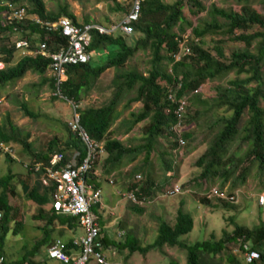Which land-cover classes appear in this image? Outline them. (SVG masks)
I'll use <instances>...</instances> for the list:
<instances>
[{
  "label": "trees",
  "instance_id": "trees-1",
  "mask_svg": "<svg viewBox=\"0 0 264 264\" xmlns=\"http://www.w3.org/2000/svg\"><path fill=\"white\" fill-rule=\"evenodd\" d=\"M5 1H10L23 8L26 14H35L43 20L56 21L64 16L76 25L89 21H78L67 7L58 13L47 12L43 0H0V64L4 65L0 68V89L12 88L27 74L34 73L43 79L40 86L48 83L49 88L53 90L52 81L44 78L50 60L40 55L22 56L15 48V43L20 40L27 41L32 49L40 43L65 44L67 39L59 32H46L40 26L27 21L19 24L6 21L2 16L6 10L3 4ZM233 1L237 4L234 9L214 7L208 11L200 0H175L170 4L164 0H143L137 20L129 24L131 35L121 31L101 35L93 31L88 48L90 61L66 68L67 79L61 85V93L76 102L86 101L95 90L101 75L108 69L114 70V77L109 86L112 90L111 97L100 106L85 105L79 110V121L90 138L103 145L106 155L104 169L107 174L118 170L122 160L129 162L132 155L134 159L138 153H144V165L148 169L143 170V178L140 175V184L137 182L130 185L139 200L153 196L159 186L153 169V164L157 163L149 162L154 148L159 147V141L164 137L171 138L172 146L181 148L172 132L178 118L175 114L177 104L168 100L170 91L175 94V102L186 100L188 111L196 107V116L211 112L217 114L208 127L207 136L214 132L215 134L207 149L195 161L198 174L193 178L192 184L208 192L212 187H216H210L211 185L218 183L219 191L223 192L222 188L230 182L228 196H233V191L245 185L249 178L264 186V16L250 7H239V3H246L248 0ZM185 8L188 9L189 16L185 14ZM122 9L117 6L115 11L121 12ZM206 11L211 20L198 19L197 25H194L192 19ZM218 18L224 22L220 23ZM189 28L191 32L187 35ZM207 38L211 41L206 42ZM224 41L241 43L245 49L230 51L223 47ZM139 52L149 56L148 71L140 72L133 65L127 66ZM179 53L180 60L176 61L175 56ZM232 73L236 78L229 80L226 87L221 86L220 82ZM242 75L244 78H241ZM210 83L215 85V98L210 100L211 102L199 95L200 88ZM136 102L142 103V109L138 114L131 115L127 129L144 122L143 138L139 147L131 149L108 135L120 115L119 107L123 106L124 112ZM199 106L205 107L200 110ZM20 110L32 120L39 117L25 103L20 105ZM220 111L224 115L217 117ZM192 122L194 124V117L185 118L181 130L183 131L186 125L191 126ZM67 132L68 141L65 145L67 149L80 154V162L85 157L84 144L69 130ZM190 134L182 133L180 137L185 141ZM0 143L9 145L11 149L20 146L33 161L45 165L49 164L54 153L64 155V150L53 151L56 146L52 147L53 142L49 143L45 152L34 153L27 139L20 138L13 126H9L8 130L2 123ZM165 156L166 153L163 152L164 160L158 164L163 166V171L171 172L172 164ZM8 159L12 160L9 157ZM96 178L93 169L87 174L86 181L96 186ZM13 179L9 173L0 176V256H3L10 223L13 221L16 226L12 234L18 233L24 225L20 216L22 207L20 208L19 204H11L16 196L12 187ZM164 181L167 183L169 180ZM51 187L50 192L41 193L40 188L34 186L27 196L30 206L38 210L32 219L36 223L35 227L42 231V239L18 260L6 261L7 264H36L29 258L33 257L43 244L50 247L55 242L51 241L50 237L55 231L54 223L58 226L66 225L70 229L77 228L74 217L60 215L55 211L52 201L55 186L51 184ZM201 202L210 204L205 195ZM49 203V208L45 210ZM97 209L98 206L92 209L95 214ZM136 211L141 213L142 209ZM193 226L192 216L179 210L174 225H169L163 220L158 221L157 235L152 244L142 246L136 236L135 238L128 234L125 240L115 247L119 253L127 250L129 255L145 254L163 247H178L187 252L186 264H204L201 261L202 256H216L225 251L226 245L230 243H239V247L243 249L244 243L249 241V251H255L259 255L249 264H264V224L251 229L234 223L232 232H224L223 238L217 241L210 239L190 245L181 242L180 237L190 233ZM57 233L62 236L63 232ZM64 242L67 247H71V239ZM100 242L103 244L101 233ZM231 264L239 263L233 257Z\"/></svg>",
  "mask_w": 264,
  "mask_h": 264
},
{
  "label": "rangeland",
  "instance_id": "rangeland-1",
  "mask_svg": "<svg viewBox=\"0 0 264 264\" xmlns=\"http://www.w3.org/2000/svg\"><path fill=\"white\" fill-rule=\"evenodd\" d=\"M174 1L175 0H164V2L168 4L173 3ZM200 1L208 11L214 7L223 8L226 10L231 9L230 4L225 0ZM43 2L45 4L47 12L58 13L62 9L67 7V10L73 13L78 21L83 22L86 19L89 22L102 24V26H108L109 21V23L117 24L127 14L133 4V0H43ZM117 6L122 7L123 11H115V13L109 14V9H117ZM257 11L260 15L264 16L263 8L261 9V7L259 6V9ZM184 12L189 16L187 8H185ZM107 19L108 21H106ZM198 19L206 21L211 20L207 11L199 14L196 18L192 19L194 25H197ZM217 20L220 23L224 22L219 18ZM190 32L191 29H187V35H189ZM221 38L223 40H227V38L225 37ZM210 41L211 40L207 38L206 42ZM242 46L243 45L241 43L233 41L223 42V47L230 51L240 50L241 48H243ZM148 60L149 56L145 55L143 52H139L133 58L130 64L128 63L129 65L127 66L133 65L140 72L148 71ZM3 67L4 65H0V68ZM241 77L244 78L243 75ZM44 78H48L47 74L44 75ZM235 78V74L232 73L224 81L220 82V84L221 86L226 87L228 81ZM42 80V77L34 73H29L14 87L0 89V123L4 124V126H6L8 130L9 126H13L19 137L27 139L33 149L42 147L43 149H45L50 142H53V144L56 143V148H53V151L58 152L62 150L61 148L66 138V133L68 131L67 120L70 116L71 110L69 109L70 106L67 103L56 100L51 96V89L49 88L48 83L40 86ZM211 84L201 88L200 92L202 94V98L209 99L211 96L215 97V91H212ZM90 100H93V98H91ZM86 102L87 101H84L83 103L85 104ZM22 103L27 104L29 109L39 117L32 120L24 116L22 110H20V105ZM204 107L205 106H201L200 110ZM195 112L196 108L192 107V109H190L186 115V119L187 117H194V124L192 122L191 126L186 125V127H184L185 129L181 131L184 134H191L190 137L184 141V156H182V159L180 160L178 165H176L174 179L171 178L172 180H169L167 183H165L164 180L160 181L159 178L157 179L158 174L155 172V169L156 167H159L158 162L161 163L162 160H164V158L162 157V153L163 148L165 149V147L160 145L161 141H159V143L157 144L159 145V147L156 146L152 155L150 156L149 162L153 164L156 161L157 163L156 165L153 164V169L157 175L156 180L159 181V186L157 187V190H155L153 196L143 199V205H139V208L142 209V213L139 215L142 216L143 212L145 211L146 214L144 216L149 220H152L153 228L152 232H147L143 235L137 234V237L140 239V245L145 246L148 243L153 242L157 235L155 228L157 229L158 227V218H161V216L165 214L164 211L166 209H172L176 206L182 207L181 209H183L186 213L193 214L195 218V229H192L191 233L180 237L181 242L189 245L204 241L205 239L214 238L218 240L220 238H223L224 232H232L231 230H233L234 228V223L249 228L264 224V222L262 223V221H264V207L259 206L257 202L258 195L264 193V186L260 185L259 182L257 183V181L253 178H249L247 183L240 187L242 188L241 190L244 191V193H238L235 190L233 191L231 195L235 197L234 203L228 202L226 200H221L216 197L208 199L210 202V204L208 205H205L201 202L202 197L207 192H205L203 188L192 184L193 177L198 174V171L194 164L196 159L207 149L213 135L215 134L214 132V134H212L211 136H207L209 130L208 127L216 119V117L214 118V116H216L217 114L211 112L208 114H201L196 116ZM222 115H224V113L220 111V114L217 117H220ZM168 141L169 139L167 138L165 140V144H168ZM5 147L11 148L9 145H5ZM173 149H177V147H173ZM12 150L16 158L15 160H13V162L15 163L13 167H16L17 169L11 167L13 163L9 161V156L5 152L0 150V176L6 175L15 170L14 172H16V174H19L18 177L20 178V182H24L25 180L30 181L33 178V173L28 172L24 165L28 162H32V158L26 155L22 151V147L20 146L14 147ZM21 161L23 162V165L21 164ZM18 164L20 166H18ZM23 167L25 170L22 169ZM160 167L163 170V166ZM140 169H138L136 172L133 171L132 175L130 176V183H137V175H141L143 178V172H141ZM145 169L148 168L145 167ZM102 176L104 177V179H106L104 180L103 185L107 187H111L108 183V181L110 180H112L114 184L115 181L119 183L120 177L118 176V174L114 175L113 171L108 174L102 173ZM181 178L185 180V182L181 185L182 192L173 197L166 196L168 188L174 184H179V180ZM141 182L142 181H139L138 184H140ZM100 184H102V182H100ZM212 186H216L218 187V189L220 188L218 186V183L211 185L210 187ZM229 187L230 182H228L224 186V188H222L223 192H226V195H228L227 192H230ZM115 189L117 190V186H115ZM117 196L121 198V195L119 196L117 194ZM243 196L246 197V200L243 198ZM16 200H19V202H21L22 198H20L19 196ZM20 216L22 220V214ZM165 217H167L168 221L170 222L174 220L173 213H171V215H166ZM125 218L126 220L129 219L127 217ZM28 225L24 226L16 234H12L13 229L16 227L14 222L12 221V223H10L9 225L10 231L6 236L5 245L6 248H8V243L14 244L11 245V247H15V249L12 250L13 256L17 255L15 259L21 257L22 255L27 253V251L33 249L36 244L35 242L37 241L36 239H38V237L42 235L41 230L33 228L30 224ZM60 230H63L62 236H59V234L56 233L55 237L65 241V239H63V234H66L67 232L64 229L57 228V231ZM73 230H77V228ZM154 232L155 236L153 235ZM79 233H81V230H79ZM53 237L54 235L51 236V239H53ZM124 240L125 238L120 242H123ZM233 244L230 243L226 245L225 251L216 256H202L201 261L204 264H231V258L234 257L237 263L242 264L244 262V254L246 250H250L251 242H245L243 249L239 247V243H236L235 245ZM23 247L25 248L23 249ZM145 255H147L148 258H145ZM136 257L141 260L142 264H167L170 257L175 260L173 262H175L176 264L187 263V252L184 249L178 247H163L161 249L150 250L142 255L136 254ZM47 258V250L45 246H42L38 250V252H36L34 258L30 257L29 259L36 261L45 260L48 263L53 262L49 261Z\"/></svg>",
  "mask_w": 264,
  "mask_h": 264
},
{
  "label": "built area",
  "instance_id": "built-area-1",
  "mask_svg": "<svg viewBox=\"0 0 264 264\" xmlns=\"http://www.w3.org/2000/svg\"><path fill=\"white\" fill-rule=\"evenodd\" d=\"M142 2L143 0H133L126 17L121 22L109 26H102L93 22L76 25L64 16L56 21L43 20L35 14H26L23 8L14 5L10 1L3 2L6 10L2 16L6 21L17 24L27 21L40 26L46 32H59L61 36L67 39L65 44L40 43L37 46H33L32 49L27 41L20 40L15 43V48L21 52L22 56L40 55L50 60L46 73L53 84L51 96L56 100L67 103L71 107L72 114L67 121L68 130L73 136L79 138L85 147V157L80 162H78L80 157L78 152H73L71 158L61 153H54L48 165L39 161H33L25 165L28 172L40 175L44 184L50 186L53 184L55 186L52 193L55 211L60 215L74 217L78 228L81 230L82 235L72 240L71 247H67L66 242L61 239H56L48 248V259L59 264H88L90 262L110 264L104 256V247L100 242L101 228L98 217L92 210L95 206L100 208L102 192L94 184L86 181L87 174L95 168L97 161L104 154L103 145L90 138L80 125L79 110L85 104L68 99L61 93V85L67 79L66 68L70 65L83 64L90 61L91 55L88 53V48L91 44L93 31H97L101 35H111L117 31L131 35L129 24L137 20ZM185 39H187V36H185ZM180 57L181 53L177 54L175 56L176 61H179ZM174 99L175 94L170 91L168 100L177 104L175 114L178 118L177 123L172 127V132L175 140L182 148L185 142L180 135L182 134V123L188 112L187 103L185 99H181L180 102H175ZM0 150L13 160L16 159L13 150L6 148L2 143H0ZM136 179L139 182L142 178L137 175ZM181 192V184H174L168 188L166 196L173 197ZM205 196L207 199L216 197L232 203L235 202V197L220 192L217 187H212ZM122 198L134 205L142 204V200L137 199L135 192L132 190L124 192ZM257 201L259 205L264 206V193L258 195ZM122 236H124V232L121 231L118 233V237ZM258 256L257 252L247 249L244 254L243 264L251 263ZM0 264H7L3 256H0Z\"/></svg>",
  "mask_w": 264,
  "mask_h": 264
},
{
  "label": "crops",
  "instance_id": "crops-1",
  "mask_svg": "<svg viewBox=\"0 0 264 264\" xmlns=\"http://www.w3.org/2000/svg\"><path fill=\"white\" fill-rule=\"evenodd\" d=\"M225 1H227L230 4L231 9L236 8L237 4L233 0H225ZM263 1L264 0H248L246 3L241 2L238 5L240 8L244 7V6L250 7L251 9H253L254 11H256L259 14V12L257 11L259 9V6L261 7V9L263 8V10H264V2ZM111 9H109V12H110L109 14L115 13L116 9H113L114 11H111ZM228 10H230V9H228ZM128 12H127V14H128ZM126 15L119 22H121L126 17ZM106 21H108V19ZM109 22H108V26H109V24H112ZM99 25H102V24H99ZM220 39L221 38H215V40H220ZM242 47L243 48L240 49L241 51H243L245 49L244 45ZM18 56H20L19 53H18ZM0 65H2V64H0ZM113 77H114V70L113 69H108L106 72H104L101 75V77L99 78L98 82L96 83L95 90L93 91V93L88 98L89 100L88 99L86 100L87 102L85 104L90 105V106H100V105L104 104L111 97L110 93L112 92V90L109 86H110V83H111ZM241 78H243V77H241ZM210 84H205L202 87H204L206 85H210ZM211 85H212V87L211 86L210 87L212 88V91H214V87L216 85V82H215V85L214 84H211ZM201 88H200V90H201ZM199 95L202 97L201 92L199 93ZM91 98H93V100H90ZM214 98H215L214 96H211L209 98V101L213 100ZM204 99H206V98H204ZM194 108H196V107H194ZM69 109L71 110V107ZM141 109H142V103L141 102L134 103L130 107L129 110L124 111V112H123V106H120L118 109V115L119 114L120 115L118 116V119L116 120L114 125L111 127V129H110L111 131H110V134L108 135V137L120 141L127 148L134 149V148L139 147L141 145L142 138H143L142 127L144 125V122H141V123L133 126L130 129H127V128L129 127L128 121L131 120V115L138 114ZM71 114H72V110H71V113H70L68 120L70 119ZM66 131H67V128H66ZM166 139H167L166 137L162 138L160 145L165 147V149L163 148V150H164L163 152L166 153L165 157L172 165H171V172L163 171L164 169L162 170L160 166L158 168L156 167L155 172L158 174L157 179L159 178L160 181H163L165 179L171 181L172 179L175 178L176 165H178V163L182 159V156H184V149H182V148L181 149H173V146H172L173 143L171 142L172 139L168 138L169 139L168 144H165ZM67 141H68V132L66 133V138L64 140V143H63L61 149L64 150V155L66 157L71 158L73 151L70 149H67V146L65 145ZM55 145H56V143L53 144L52 147H54ZM169 145H171V146H169ZM54 148H56V146ZM45 149H43V147L33 149V147H32V151L34 153H39V154H41L42 152H45ZM160 150H161V148H160ZM28 156H30V155H28ZM144 157H145L144 153H138L134 159H133V155H132L131 159H130L131 161H129V162H127V160H122L121 166L119 167V169L113 171L114 175L118 174V176L120 177L119 183L115 181V184H114L112 182V180H110V181L107 180L111 187H109V186L107 187V186L103 185L104 180H106L102 176V173L106 174L104 172V170H105L104 169V160L106 158L105 154H103L99 158V160L97 161L96 166L94 168V176L97 177L95 184L102 192L101 206H100V208L97 209L96 215L98 217V222H99V225L101 228V238L103 240V247H104L103 253H104V256L106 257V260L110 264H142L141 260L136 257V254H139V253H134L132 255H129L127 250H123L119 253L115 246L121 240H123L125 238V236L128 234L131 236L135 235L137 237V234L143 235V234H146L147 232H152V229H153L152 228V220H149L147 217L144 216L146 214V212L144 211L142 216L139 215L142 213V212L140 213V212L136 211L137 209H141V208H139V205L134 206L130 203H127V201L122 198V194L124 192H128L131 190L130 189V185H131L130 176L132 175L133 171L136 172L138 169L142 168V169H140V171L143 172V170L145 169ZM12 163L13 164L11 165V167L14 169H17L16 167H13L15 163L13 161H12ZM28 163H30V162H28ZM28 163H26V164H28ZM21 164L23 165L22 161H21ZM25 165H24V167H25ZM18 166H20V165L18 164ZM24 167L22 169H24ZM14 171L15 170H13L12 172L9 173L14 177L12 187L15 189V194H16L14 199H12L11 204L14 206L15 205L17 206L19 204L20 208L22 207L21 211H20V214H22V222L24 223L22 228L24 226L30 224L33 228L40 230L39 228L35 227L36 223L32 219L33 216L35 215V212H37L38 210H37V208H35V207L32 208L30 206L31 203L27 199L28 192L34 186H38L40 188L41 193L50 192L52 187L50 185L44 184L41 176L38 174H32L33 178L30 181L25 180L24 182H22V181L20 182L19 181L20 178L18 177L19 174H16V172H14ZM108 176H111V175H108ZM100 182H102V184H100ZM184 182H185V180H183L182 178L179 180V184H181V185ZM156 183L159 185V181H157ZM257 183H258V181H257ZM115 186H117V190L115 189ZM241 189L242 188H237L235 191L238 193H244V191H242ZM224 193L226 194V192H224ZM117 194L119 196L121 195L122 199L119 198L117 196ZM48 195H49V193H48ZM19 196H20V198H22L21 202H19V200H16L17 197H19ZM243 198L245 199L246 197L243 196ZM49 205H50V203L48 204V206H45L44 209L47 210L49 208ZM140 205L142 206L143 204L140 203ZM181 208L182 207H180V206H176V207H173L172 209H170V208L166 209L164 211L165 214H163V216H161V218L159 217L158 221L163 220V221L167 222L169 225H174L175 220H176V216H177V212L179 210L184 211ZM171 213L174 214V220L172 222L168 221L167 217H165L166 215H171ZM190 215L193 218V223H194L193 230H194L195 225H196V221H195L193 214H190ZM125 217H127L129 219L126 220ZM263 222L264 221H262V223ZM235 224H237V223H235ZM261 225H263V224H260L258 226H261ZM258 226H255V227H258ZM255 227H253V228H255ZM53 228L55 231L53 233H51V235H50V237L52 235H54V237H53V239H51V241H54L56 239H60V238L55 237L56 233H57V228L66 230L67 233L63 234V239H65V241H68L70 239L71 240L77 239L82 235V233H79L80 229L78 228V226H77V230H73V229H70L69 227H67L66 225L58 226L57 224L54 223ZM247 228H249V227H247ZM60 231H63V230H60ZM121 231L124 232V236L119 238L118 233ZM155 231L157 234L156 228H155ZM153 235L155 236V232ZM42 236H43V233L36 240L40 241L42 239ZM34 238H36V237H34ZM54 238H56V239H54ZM210 239H214V238H210ZM210 239H205V240H210ZM154 240H153V242H154ZM214 240H216V239H214ZM37 241L35 243H37ZM153 242L148 243L147 245L152 244ZM11 245H14V244L8 243V248H6V245L4 244L3 253H2L3 257L6 259V261H9V262L16 261L20 258V257H18L17 259H15V257L17 255L13 256V253H12V250H14L15 247L12 248ZM147 245H145V246H147ZM233 245H235V244H233ZM43 246H45V244H43ZM24 248L25 247H23V249ZM45 248H46V250H48L49 247L46 245ZM25 250H27V249H25ZM140 255H142V254H140ZM34 256H33V258H34ZM145 256H146L145 258H148L147 255H145ZM30 261L33 263H36V264H59L55 261H53L54 263L53 262L48 263L45 260H41V261L37 260L36 261V260L31 259ZM49 261H51V260H49ZM173 261H175V260H173L170 257L169 262L167 264H172V263L174 264L175 262H173ZM93 263L94 262H90L89 264H93Z\"/></svg>",
  "mask_w": 264,
  "mask_h": 264
},
{
  "label": "clouds",
  "instance_id": "clouds-1",
  "mask_svg": "<svg viewBox=\"0 0 264 264\" xmlns=\"http://www.w3.org/2000/svg\"><path fill=\"white\" fill-rule=\"evenodd\" d=\"M9 156V155H8ZM10 157V156H9ZM11 158V157H10ZM12 159V158H11ZM13 160V159H12ZM258 202V201H257ZM259 206H261V205H259ZM261 207H264V206H261Z\"/></svg>",
  "mask_w": 264,
  "mask_h": 264
}]
</instances>
